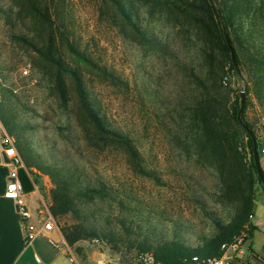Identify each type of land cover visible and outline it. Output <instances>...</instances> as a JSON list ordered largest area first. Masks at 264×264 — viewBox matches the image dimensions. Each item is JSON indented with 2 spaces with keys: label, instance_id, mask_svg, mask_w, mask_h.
<instances>
[{
  "label": "rangeland",
  "instance_id": "rangeland-1",
  "mask_svg": "<svg viewBox=\"0 0 264 264\" xmlns=\"http://www.w3.org/2000/svg\"><path fill=\"white\" fill-rule=\"evenodd\" d=\"M132 1L141 19L147 16L150 29L168 43L172 57L148 49L108 0H0V100L2 87L12 90L5 97L10 100L18 133L45 159L51 154L90 178L102 179L114 191V199L99 205L93 221L113 233L114 241H79L104 252L106 264H143L137 242L144 236L159 239L164 230L169 238L175 231L194 246L213 234L212 215L225 218L231 207L222 184L226 159L193 138L187 108L195 88L189 71L200 69V61L189 43L188 20L172 9L154 7L148 0ZM34 6L48 11L52 21L57 22L62 14L74 46L116 77L102 76L79 62L56 37L55 47L79 68L100 115L129 135L143 158L142 167L153 177L136 171L123 145L93 133L70 78L64 77L66 101L60 100L49 66L18 40L25 37L47 44L45 35L51 26L34 12ZM52 30L57 35L55 27ZM243 79L229 78L230 89L237 96L243 85L252 90V84ZM250 97L252 105L245 119L259 138L264 135V104L252 92ZM0 126L15 144L1 121ZM259 164L264 171V157ZM45 178L46 184L42 178L35 181L41 209L60 232V227L73 220L69 216L57 220L51 215L52 186ZM120 199L123 205L118 204ZM119 217L139 229L133 226V232L126 233L117 223ZM76 250L80 255L84 252V248Z\"/></svg>",
  "mask_w": 264,
  "mask_h": 264
},
{
  "label": "trees",
  "instance_id": "trees-1",
  "mask_svg": "<svg viewBox=\"0 0 264 264\" xmlns=\"http://www.w3.org/2000/svg\"><path fill=\"white\" fill-rule=\"evenodd\" d=\"M115 7L124 21L135 31L140 40L150 50L163 56H173L166 41L159 39L150 22L141 19L132 0H108ZM154 7L169 8L183 14L189 24L192 37L190 45L197 51L200 61L198 70L191 69L189 76L194 85L192 101L187 108L190 111L193 138L201 141L203 148L226 159L222 184L225 198L230 203L228 215H212L213 234L203 238L198 244H187L173 231L169 238L166 230L160 231L159 239L144 236L136 244L137 253L147 256L153 264H190L192 257H212L221 254L220 247L230 243L235 237L245 234L244 242L252 235L251 218L258 189L264 187L258 179L252 157V143L247 133L237 121L239 97L230 89L229 78L237 82L244 80L252 84L245 86V103L241 119L253 131L252 125L245 119V113L251 103V92L260 104H264V0H148ZM46 10V7L44 8ZM34 12L49 23L51 29L45 35L46 45L34 39L18 37L35 55L51 69L59 98L65 102L64 77L70 78L78 103L93 133L111 139L123 145L136 166L138 173H146L142 167L143 158L134 141L119 128L106 122L100 115L97 104L92 100L85 81L78 67L67 62L61 51L55 47L56 37L67 45V50L76 60L91 66L102 76L115 80L116 77L106 69L95 64L74 46L70 33L65 27L63 15L52 21L48 11L35 8ZM55 27L57 35L53 32ZM223 32L230 41L235 62L241 72L239 77L229 58ZM3 100H0V121L15 138L16 151L29 174L35 181L48 177L50 213L59 220L71 217V225L60 227L61 235L72 246L79 241L97 239L112 243L113 233L98 227L95 221L99 205L114 199L112 188L100 178H90L84 171L69 163L59 162L49 155L45 159L30 142L20 137L18 125L13 121L10 100L5 95H12V90L1 88ZM6 98V99H5ZM5 100V101H4ZM245 140V144H243ZM239 148V149H238ZM264 175V171H262ZM123 205L122 200L118 201ZM120 228L126 233L138 228L137 224L125 218H117ZM134 226V227H133Z\"/></svg>",
  "mask_w": 264,
  "mask_h": 264
},
{
  "label": "crops",
  "instance_id": "crops-1",
  "mask_svg": "<svg viewBox=\"0 0 264 264\" xmlns=\"http://www.w3.org/2000/svg\"><path fill=\"white\" fill-rule=\"evenodd\" d=\"M8 173L9 167L0 152V264H106V254L89 249L85 243L76 242L70 246L69 255L58 251L41 235L29 245H25L16 206L12 200L4 197ZM18 180L23 189L31 220L36 221L46 217L47 212L41 209L42 199L35 177L29 174L24 165L18 169ZM46 180L42 177L43 184H46ZM250 222L253 227L252 235L243 243L241 254L236 259L242 264H264V196L261 197L259 192L256 195L254 214ZM51 237L56 241H64L58 230L54 231ZM77 247L84 248L82 255L77 252ZM69 256L73 257L72 262L69 261ZM233 259L229 254L228 262Z\"/></svg>",
  "mask_w": 264,
  "mask_h": 264
},
{
  "label": "built area",
  "instance_id": "built-area-1",
  "mask_svg": "<svg viewBox=\"0 0 264 264\" xmlns=\"http://www.w3.org/2000/svg\"><path fill=\"white\" fill-rule=\"evenodd\" d=\"M26 73V71H24ZM256 145L260 150L261 157H264V135L256 138ZM0 152L7 159L6 165L9 167L8 181L4 197L12 200L16 206L20 224L23 231V240L25 245H29L37 236L46 238L48 243L58 251L69 255V247L63 240L56 241L51 237L54 231H57L53 220L50 217H41L36 221L31 220L30 212L23 194L22 186L18 180V169L23 166L22 161L16 151L14 141L9 137L0 126ZM245 234L235 237L230 243L223 244L220 247L221 254L212 257H192L190 264H229L228 255L231 254L236 260L235 264H242L236 258L241 254V247L245 240ZM96 242V241H94ZM143 264H152L147 256H140ZM72 262V257L69 256ZM39 263V260L36 259Z\"/></svg>",
  "mask_w": 264,
  "mask_h": 264
},
{
  "label": "water",
  "instance_id": "water-1",
  "mask_svg": "<svg viewBox=\"0 0 264 264\" xmlns=\"http://www.w3.org/2000/svg\"><path fill=\"white\" fill-rule=\"evenodd\" d=\"M223 38H224V42L225 45L228 48L229 51V58H230V62L236 72V74L239 77H242L241 72L235 62V58H234V52L232 50V47L230 45V41H229V37L228 35L223 32ZM243 81V80H242ZM238 96H239V109H238V113H237V121L240 124V126L242 127V129L247 133V135L249 136L251 143H252V157H253V161H254V166H255V171H256V175L258 177V179L260 180L262 187H264V175H262V170L260 168V164H259V159L261 158L260 155V150L258 148V146L256 145V138L252 132V130H250L242 121L241 119V115H242V110L244 107V103H245V86L243 85L241 90L238 92ZM3 160L5 163H7V159L3 156ZM255 209V205H253V211ZM236 260L233 259L230 261L229 264H235Z\"/></svg>",
  "mask_w": 264,
  "mask_h": 264
}]
</instances>
